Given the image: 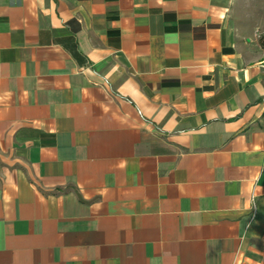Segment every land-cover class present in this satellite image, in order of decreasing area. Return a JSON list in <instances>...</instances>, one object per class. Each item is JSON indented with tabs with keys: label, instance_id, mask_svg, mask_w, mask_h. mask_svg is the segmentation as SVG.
<instances>
[{
	"label": "crops",
	"instance_id": "1",
	"mask_svg": "<svg viewBox=\"0 0 264 264\" xmlns=\"http://www.w3.org/2000/svg\"><path fill=\"white\" fill-rule=\"evenodd\" d=\"M0 264H264V0H0Z\"/></svg>",
	"mask_w": 264,
	"mask_h": 264
}]
</instances>
